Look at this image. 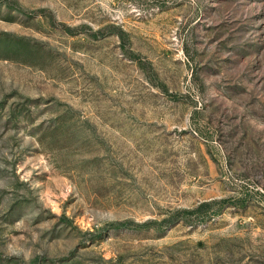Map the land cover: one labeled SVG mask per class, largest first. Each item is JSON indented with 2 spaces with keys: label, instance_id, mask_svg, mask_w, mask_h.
<instances>
[{
  "label": "rangeland",
  "instance_id": "1",
  "mask_svg": "<svg viewBox=\"0 0 264 264\" xmlns=\"http://www.w3.org/2000/svg\"><path fill=\"white\" fill-rule=\"evenodd\" d=\"M0 264H264V0H0Z\"/></svg>",
  "mask_w": 264,
  "mask_h": 264
}]
</instances>
